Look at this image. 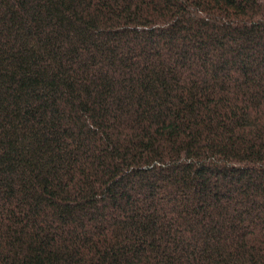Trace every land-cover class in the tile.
Here are the masks:
<instances>
[{"label":"trees","instance_id":"16d2710c","mask_svg":"<svg viewBox=\"0 0 264 264\" xmlns=\"http://www.w3.org/2000/svg\"><path fill=\"white\" fill-rule=\"evenodd\" d=\"M0 264H264V0H0Z\"/></svg>","mask_w":264,"mask_h":264}]
</instances>
